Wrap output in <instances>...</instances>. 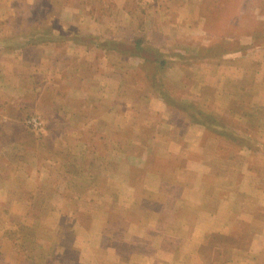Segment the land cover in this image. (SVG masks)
<instances>
[{
	"label": "rangeland",
	"instance_id": "374dc122",
	"mask_svg": "<svg viewBox=\"0 0 264 264\" xmlns=\"http://www.w3.org/2000/svg\"><path fill=\"white\" fill-rule=\"evenodd\" d=\"M131 2L133 5L129 4L128 11L131 9L133 12L123 18L128 22L137 20L142 11L148 28H153L157 19L173 22L175 18L181 21L190 17L199 18V26L191 29L189 38L185 34V28L180 32L181 27L171 28V34L174 35L169 38L168 45L157 44L161 46L158 48L163 55L171 54L172 49L174 55L164 58V63L157 66L153 60L149 64L142 61L143 67L138 68L143 69L144 74H135L130 67L127 69L131 73L126 74L123 59H119L120 63L115 58L107 59L109 68L120 67L125 76L124 79L121 78L123 80L117 77L113 79L115 75L111 74V82L123 83V89L121 92H104L106 99L108 96L110 100L120 96L128 101L133 98V93H137L142 99L149 98V94L157 95L165 103L162 109L167 111L164 112L167 117L169 114V122H162L157 118L159 121L154 125L149 122L150 117H145L146 124L143 125L152 128L143 131L149 134L155 126L159 134L164 135L158 143L163 145L161 148L166 146L170 141V134L174 133L178 136L173 139V150H182V146L196 150L203 145L206 150L218 149L222 155V164L230 166L235 163L230 167L232 170L225 167L229 171L211 170L212 176L216 174L218 187L215 188L213 181L207 182L210 191L205 195L212 200L207 208L211 210L215 207V201L222 195V190L234 193L239 187L238 195L242 193L243 197L239 196L238 205L248 206L240 212L244 214L243 218H252L243 219L245 222H239L236 226L237 233H242L236 235V240L233 235H207L206 244L192 257L194 262L199 259L205 264H232L234 260L239 261L245 252H230L233 254L231 257L228 252L213 247L223 243L232 248L234 245L245 246L250 231L258 233L255 237L264 236L261 224L264 222V109H259L254 105L255 102L252 103L254 92L251 91L254 87L257 92L256 82L262 73L259 71L260 74L247 77L244 71V57L250 51L254 52V56L257 55L253 61L254 66H261L263 63L260 50L264 47V7L259 8L264 6V0H205L200 4V14L197 9L196 12L190 9L185 11L188 4L186 2L183 5L181 0ZM101 3L102 0H0V264L3 262L5 249L7 252L13 251L18 256L16 260L22 264H86L89 239L93 238V226L96 227L97 223V218L92 216L93 206H102L100 197L106 194L109 183L114 185L113 180L125 183L133 181L143 176L145 166H148L145 164L149 163L150 146L155 142L153 139L145 136L135 138V134L139 133L121 128V123L91 122L95 114H101V108L94 106L91 97L99 96L104 91L93 85L92 81L96 80L93 79L94 76L89 74L87 114L84 102L79 105L74 102L71 105L69 97L55 98L54 89L60 88L58 85L52 84L43 91L40 89L42 83L39 86L31 76L21 75L24 59H29L32 63L39 60L35 49L30 48L29 53H24L23 48L28 45L36 47L42 42L69 36L72 29L77 33L78 22L89 19L93 14L92 11L85 10L84 5L88 8L90 5L96 6V12L101 15L105 10L101 9ZM160 4H167L165 12L160 11ZM104 5L109 6L108 3ZM251 6L254 7L253 12L250 10ZM106 11L108 15L103 20L109 26L108 22L111 23L119 14L113 7L106 8ZM158 11L159 15L156 14ZM134 12L137 14L135 19ZM230 21L236 22L237 26L229 25ZM113 29L114 27H110L111 31ZM187 48L190 55H187ZM229 52L238 56L237 59L222 57ZM12 64L14 80L10 82V75L5 74V68ZM183 66L206 69L218 67L221 79L218 80L217 75L216 80L209 83H198L203 91H198L193 99L189 94L193 85L191 75L177 78ZM167 67L172 70H167ZM211 73L214 74L212 69ZM36 78L40 80L38 73ZM172 78L173 83L169 81ZM62 79L69 80L71 76L67 72ZM6 81L10 83H7V89H3ZM14 81H17L16 85ZM150 82L154 85L153 88L143 91L142 86L149 85ZM129 84H138L137 92L132 88V93ZM210 85L223 90L233 89L232 101L228 93L217 96V99L229 104L222 115L209 111L207 107L214 95ZM10 87L13 91L9 90ZM197 94L200 95V100ZM50 95L48 99L46 96ZM189 102L194 103V106H190ZM114 108L118 110V106H113L110 111L114 112ZM78 116L85 120L89 117V123L70 121ZM30 118H36L39 124L31 126L27 122ZM187 129L195 133L191 134ZM204 132L214 137L208 138L210 135H207L201 138ZM143 153L147 157L142 165L140 158L144 156ZM151 157L157 159L158 156L154 157L152 153ZM162 157L157 160L158 163L163 161ZM249 172L254 175L247 176L246 173ZM224 173L232 178L223 180ZM221 180L222 183H219ZM24 182L26 188L21 186ZM10 209L14 210L8 215ZM138 216L136 211L124 209L113 213L108 224L119 221L121 226L133 228L135 224L145 221Z\"/></svg>",
	"mask_w": 264,
	"mask_h": 264
},
{
	"label": "crops",
	"instance_id": "0c3cea01",
	"mask_svg": "<svg viewBox=\"0 0 264 264\" xmlns=\"http://www.w3.org/2000/svg\"><path fill=\"white\" fill-rule=\"evenodd\" d=\"M178 1L180 2V0ZM204 1L205 0H181L183 5L186 2L188 4L185 11L186 9H190L196 12L197 9L199 14L201 12L200 8H202L200 4L202 2L204 3ZM105 3H108L109 6L106 7V5H104ZM101 4V9H105L102 11L103 13L101 15H98L96 12V6H91L93 2H91V5L89 4V8L87 5L83 4L85 10H89V12L92 11L93 14L89 19H81L78 22L76 28L79 31L77 30V33H75L76 30L72 31V29V34L69 36L65 35V37L45 41L38 44L36 47H30L28 45L22 49V52L29 53V49L33 48L38 54L39 60L36 61V63L34 62L35 64L30 62L29 59H27V61L24 59L21 75L31 76L33 82H38L39 86L42 83L40 89L45 91L52 84L58 85L60 88L57 87L54 89L55 98L69 97L71 105L74 102L76 105L84 102L87 108V114H89L88 81L89 74H91L94 76L93 79H96L92 81L93 85L104 90L99 93V96L93 95L91 97L94 106L101 108L100 115H102L95 114L91 122L121 123V128L132 129L139 133L135 134V138H142L145 136L155 141L151 143L149 163L145 164L148 166L144 165L146 171L143 176L126 183L117 179L113 180L114 185L112 186V184L110 185L109 183L106 186V194L100 197L102 206H100V208L96 207V205L93 206L92 216L97 218V223L96 227L93 226L95 229L92 234L93 238L89 239V255H85V258L88 259L85 263L205 264L199 259L197 262H194L192 257L195 256V252H197L201 246L206 244L207 235H233L236 240V235L242 234L241 232L240 234L237 233L238 230L236 226L239 222H245L243 219L250 220L252 218H243L244 214L240 212L248 206L241 204L242 207H239L238 205L239 196L243 197L242 193L238 195L239 187L234 193L228 190H222V195L216 201L215 199L217 196H215L213 200L216 205L211 209L212 211L207 208V204L212 202V200H209L208 195H205L210 191L207 188V186H209L207 182L213 181L216 184L217 179L216 174H214V176L211 175V170H220L221 172L229 171L226 170L225 167H229V169L232 170L230 167L234 166L235 163L229 164L230 166L222 164V155L219 150L216 148L206 150L202 147L203 145L197 147L196 150H190L186 146H182V150H173L171 147L172 144L175 145L173 139L175 136H178L174 133L170 134V141L165 144L166 146L164 145L165 147L161 148L163 145H159L158 143L164 135L162 136L159 134L155 126H153V130L150 131L149 134H147V131H143L147 130V128H152V126L147 127V125H143L146 124L144 118L150 117L149 122H153V124L156 125L159 120L168 123L169 114L167 117L164 113L167 112L162 109L165 103L163 104L162 99L157 95L149 94L147 96L149 98L146 97L147 99H142L137 93H133L132 88L137 92L138 84L134 86L133 84L128 85L130 91L133 93V98L131 97V100L128 101L121 99L120 96L117 98L113 97L111 100L108 96L106 99L104 93L108 91L112 92L113 90L121 92L123 89L121 84L123 83L118 81L119 86H117L118 83L116 81V83L114 81L111 82V80L115 79V77H117V79H124L125 76L123 72H121L120 67L113 66L109 68L107 59H123V69L126 70V74L131 73L127 69L129 67L135 74H144V70H139L138 67L144 64L142 61L149 64L151 59H155L158 54H162V51L158 47H161L164 43L168 45L167 42L169 38L174 35L171 34V28L181 27L179 32L182 30L184 31L185 28V34L187 38H189L191 29L194 26H199V18H191L189 15L190 19L185 18L179 21L175 18L173 22L170 20L165 22L164 19L159 20L156 18L157 20L153 28H148L144 23L143 18L145 16L142 11H140L137 20L133 22H128L126 21L127 19H123L131 15L130 12H133L130 11L131 9L128 11L129 4L133 5L131 0H102ZM160 5V11L166 10L167 4H165V6L162 4ZM112 7L119 14V17L112 20L111 23L108 22L109 26H107L103 17L108 15L106 8L110 9ZM263 7L264 6L261 5L259 9ZM253 9L254 7L251 6L250 10L252 12ZM141 12L143 14H141ZM156 14L159 15V11ZM134 16L137 17L135 12L133 17ZM262 20H264V18ZM229 25L237 26V23L230 21ZM110 27H114L113 31L110 30ZM136 41H140L144 47L139 51L135 50L134 53L133 50H131L133 54L127 57V54L124 52L126 49L125 44L127 42L135 43ZM157 43H160L159 45L161 46ZM156 44L158 46H156ZM187 50V55H190L188 48ZM171 52V54H162V57L166 59L171 58V56L174 55V50L172 49ZM221 56L222 54L218 57ZM260 56L263 63L261 66L256 67L253 61L257 58V55L254 56V52H248L244 57L246 61V70L244 71L247 73V77L248 75L253 76V74H260L259 71L262 73V76H259L258 82H256L258 83L257 92H255L254 87L251 91L254 92L252 95V103L255 102V106L259 109H264V47L260 50ZM222 57L224 59L229 58L234 60L237 59L238 56L232 55L231 52H229ZM235 65H237V63ZM12 68H14L13 64L7 65L5 68V74L10 75V82L12 79L14 80ZM112 68L114 70H112ZM210 68L206 69L199 66L185 68V66H183L180 70L177 78L191 75L190 81H192L193 85L189 89V94L193 99L198 91H203L202 86L197 85L198 83L200 84L201 82L207 81L209 83V81L216 80L217 75L218 80L221 79L219 78L220 72L218 71V67L211 68L214 72L213 75ZM167 70L172 69L167 67ZM255 70L256 73L254 72ZM67 72L71 76V79H62L63 75L67 74ZM36 73L40 76V80L36 78ZM111 74L115 75L114 78ZM49 77H51V80ZM64 81L68 82L65 83ZM169 81L173 83V78ZM260 81L261 83H259ZM10 82H4L5 86L3 89H7V83ZM16 82L17 81H14L13 83L16 85ZM115 84L117 88H115ZM153 86L151 82L149 85L145 84L142 86L143 91L147 89V91H149ZM211 87L214 95L211 103L207 107H209V111L222 115L224 109L229 108V104L217 99V96L219 94L224 95V93H228V97L231 96L232 101V96L234 97L232 93L233 89L229 88L223 90V88H217L216 85ZM9 90L13 91V88L10 87ZM51 95L46 97L50 99ZM142 95L145 96V94ZM101 98H103V100L100 101L99 99ZM198 98L200 100V95ZM189 104L190 106H194L192 102H189ZM113 106H118V110L114 108V112H111L110 109ZM181 117L184 119L183 114H181ZM157 118L159 120H157ZM70 121L89 123V117L85 120V118L78 116ZM257 121L260 120L258 119ZM187 131L191 132V134L195 133L189 129H187ZM201 131L203 130L201 129ZM174 132L178 133V131ZM207 135H210L208 138L214 137V135L204 132L201 134V138H205ZM142 151L144 152L146 150ZM152 153L154 157L158 156L157 159H152ZM143 155L145 157L143 156L140 158L142 165L144 164L143 160L147 157L145 153H143ZM160 156H163V161L158 163L157 160L160 159ZM248 171L252 170L249 169ZM252 172L255 173V171ZM252 172L246 173V175H254ZM223 175V180L232 178L231 175H225V173ZM219 183H222V180ZM241 185L242 184H240V186ZM21 186L26 188L25 182ZM217 187L218 184L215 185L216 189ZM3 196L5 195L3 194ZM5 199L6 198H4V200ZM124 209L136 211L139 213L138 217L145 221L141 224H135L133 228L121 226L119 221H117L116 224H108L110 223L109 217H113V213H119ZM229 209L230 211H228ZM13 210L14 209H10L8 215H11ZM252 222L251 225L253 224ZM261 224L263 228L262 231H264V222H261ZM248 230L249 229H247V231ZM250 232L249 236L246 232L247 238L245 246H243V244L234 245V248H232L229 244L223 243L218 246L215 245L213 248L226 251L228 252V256L231 257L233 256V254L231 255L232 252L244 251L245 253L240 256L239 261L234 260L232 264H264V236L261 238H259V235L255 237L258 233H254L253 231ZM236 242L238 243V241ZM3 254V262L5 264H22L21 261L16 260L18 256H15L13 251L7 252L5 249V253ZM230 260L231 259H229V261ZM3 262H1V264H3ZM55 263L57 264V262L53 264Z\"/></svg>",
	"mask_w": 264,
	"mask_h": 264
},
{
	"label": "trees",
	"instance_id": "16d2710c",
	"mask_svg": "<svg viewBox=\"0 0 264 264\" xmlns=\"http://www.w3.org/2000/svg\"><path fill=\"white\" fill-rule=\"evenodd\" d=\"M125 45H126V49L124 52L125 54H128V55H131L134 53L135 50L139 51L144 47V45H142L140 41H136L135 43L127 42ZM131 50H133V53L131 52ZM162 56H163L162 54H158L155 59H151V60H153L155 65L157 66L158 64L164 63V60H163L164 58Z\"/></svg>",
	"mask_w": 264,
	"mask_h": 264
},
{
	"label": "built area",
	"instance_id": "2783aa9c",
	"mask_svg": "<svg viewBox=\"0 0 264 264\" xmlns=\"http://www.w3.org/2000/svg\"><path fill=\"white\" fill-rule=\"evenodd\" d=\"M27 122L33 127H36L39 124L36 118H30Z\"/></svg>",
	"mask_w": 264,
	"mask_h": 264
}]
</instances>
